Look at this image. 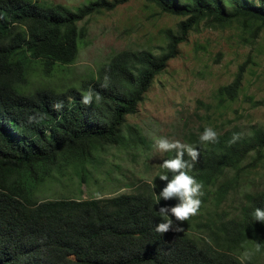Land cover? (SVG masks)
<instances>
[{
    "label": "trees",
    "instance_id": "obj_1",
    "mask_svg": "<svg viewBox=\"0 0 264 264\" xmlns=\"http://www.w3.org/2000/svg\"><path fill=\"white\" fill-rule=\"evenodd\" d=\"M130 1L89 0L73 10L0 0V264H253L241 257L264 256V247L256 251L257 243L264 245V224L252 216L256 207L264 208V192L247 194L240 208H224L240 186L248 158L254 155V166L263 161L264 129L249 135L233 129L217 143H201L190 134L188 142L200 156L189 174L203 184L204 194L198 213L180 225L183 232L155 231L162 220L159 208L179 203L157 199L167 186L160 176L172 177L167 169L160 168L152 184L135 194L77 198L81 187L99 182L94 174L110 148L148 147L128 117L137 114L192 31L202 23L264 28V0H140L184 19L178 33L167 32L161 54L126 50L77 87L31 89L32 77L62 75L78 63L89 45L90 17ZM245 72L241 66L220 96L235 101ZM90 88L102 100L85 105L82 94ZM56 103H62L58 110ZM30 116L36 120L29 122ZM234 133L241 138L230 143ZM174 156L168 152L166 159ZM55 184L64 185L71 197L41 200Z\"/></svg>",
    "mask_w": 264,
    "mask_h": 264
},
{
    "label": "rangeland",
    "instance_id": "obj_2",
    "mask_svg": "<svg viewBox=\"0 0 264 264\" xmlns=\"http://www.w3.org/2000/svg\"><path fill=\"white\" fill-rule=\"evenodd\" d=\"M32 1L74 10L89 0ZM183 20L140 0L122 4L112 12L95 14L87 20L89 45L81 52L78 63L62 75L32 77L31 89L77 87L86 75L126 50H149L159 55L168 44L167 32L178 33ZM257 27L234 23L220 28L202 23L192 31L179 46L177 57L153 83L137 114L128 117V125L140 128L148 147L138 151L110 148L94 174L99 182L91 189L81 187L84 193L77 194V198L108 199L135 194L152 184L168 153L155 147L157 138L189 144L190 134L200 137L206 127H212L219 135L233 129L243 135L264 129V28ZM241 66L246 67V72L238 97L235 101L221 97L219 90L234 82ZM253 160L251 155L246 161L248 167L240 186L224 208H240L247 194L264 192V159L255 166L251 165ZM64 189V185L55 184L39 197H71L69 190ZM247 259L253 264H264V256Z\"/></svg>",
    "mask_w": 264,
    "mask_h": 264
},
{
    "label": "clouds",
    "instance_id": "obj_3",
    "mask_svg": "<svg viewBox=\"0 0 264 264\" xmlns=\"http://www.w3.org/2000/svg\"><path fill=\"white\" fill-rule=\"evenodd\" d=\"M109 77L105 75L103 87L108 86ZM83 104L90 105L95 101L99 103L102 100L101 95L95 92L93 89H88L82 94ZM62 107V103H56L53 105L55 110ZM39 115L40 119H44V115ZM36 120V116H30L29 122ZM241 138L239 133H234L233 138L230 143H235ZM201 143H217L219 140V133H217L212 127H206L204 132L199 137ZM155 147H157L162 152H175L173 158L164 159L161 168L167 169L171 172L172 177L169 179L168 175H161L160 179L167 182V186L157 195L158 200H171L173 198H178L179 203L171 207H160L159 215L162 217L160 223L156 224L155 231L160 234H165L169 231L175 233L183 232L184 229L182 225L191 216L198 213L203 196L202 188L203 184L198 182L196 178L189 173L194 168V162L198 161L200 152L197 148L191 144L181 143L179 140H169L167 138H157L155 140ZM185 154L191 158V160H185ZM252 216L255 222H260L264 224V208L256 207L252 212ZM175 218L174 220L171 218ZM261 245L256 244V251H260ZM248 258V253H245L241 257V260Z\"/></svg>",
    "mask_w": 264,
    "mask_h": 264
}]
</instances>
